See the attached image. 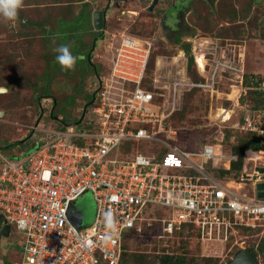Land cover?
I'll list each match as a JSON object with an SVG mask.
<instances>
[{"label":"built area","instance_id":"1","mask_svg":"<svg viewBox=\"0 0 264 264\" xmlns=\"http://www.w3.org/2000/svg\"><path fill=\"white\" fill-rule=\"evenodd\" d=\"M109 36L110 67L94 85L93 122L81 130L40 129L31 152L2 158L0 215L21 237V258L14 264H123V239L140 232L145 220L158 223L160 239L185 229L206 249L224 247L244 231L263 233L264 199L255 189L264 183V148L244 153L236 180L221 181L219 172L237 162L230 145L223 151L234 140L226 141V129L261 138L264 147V110L240 106V88L233 108H221L208 124L216 134L195 150L179 147L177 130L167 125L184 91L213 90L222 72L234 74L241 86L243 69L232 57L220 56L211 60L204 83L189 82L182 66L179 77L154 74L144 86L151 43L127 29ZM253 85L264 91V83ZM87 192L95 201L94 217L77 228L69 215L81 211L75 200ZM71 204L76 210L69 214ZM106 210L118 221L112 240L106 239ZM22 219L27 224L21 229Z\"/></svg>","mask_w":264,"mask_h":264},{"label":"rangeland","instance_id":"2","mask_svg":"<svg viewBox=\"0 0 264 264\" xmlns=\"http://www.w3.org/2000/svg\"><path fill=\"white\" fill-rule=\"evenodd\" d=\"M28 1L24 0L26 4ZM74 1L44 0L47 4L46 17L51 20L67 14L70 9L62 10L67 8L64 3ZM166 1H160L155 14L141 10L148 0L125 8L139 12V15L124 16L116 12L108 22L109 28L104 40L96 41V53L93 51L92 54L96 65L87 59L97 36L92 33L87 51L84 56H78L72 70L61 69L55 61L56 53L53 48L67 44L73 55H76L77 38L86 29L88 20L83 22L80 17L76 22L60 21L57 28H54L52 22L49 23L51 27L44 30L39 27L40 22H35L38 20L34 17L30 20L29 15H33V9L27 11L25 8L19 11V21H0V87L7 88L5 93L0 94V111L3 112L0 116V172L4 168L2 158L12 159L21 153L26 154L38 144L40 129L60 130L64 126H72L75 130H81L88 127V122H93L91 106L87 107L86 112L83 109L93 99L99 72L105 74L110 67V54L105 45L110 33L116 30L127 29L131 35L151 43L149 79L154 74L170 79L179 77L183 66L184 76L189 82L204 83L209 77L211 60L220 56L232 57L237 68L243 69L244 82L241 86L236 84L234 74L222 72L213 90L193 86L183 92L178 110L167 124L177 130V137L173 139L177 140L175 143L179 147L197 149L200 145L197 143L203 137L200 134L209 133L208 124L215 119L219 110L233 108L235 105L230 99L234 90L238 93L243 88L240 91V106L256 104L255 100L248 99L249 91L257 90L254 89L257 85L253 84L264 83V0H215L211 3L193 1L196 11L193 15L194 28L188 40L186 38L177 44H169L165 39L159 38L156 20L161 13L159 9L164 7ZM82 15L85 17L87 14L83 12ZM42 32L45 34L43 39ZM196 52H201L206 57L208 66L205 72H199L196 67ZM190 58L192 63L188 64ZM247 77L252 81L251 84H246ZM260 100L264 101V97ZM15 142L20 143L12 144ZM229 145L227 142L223 147L224 152L229 150ZM139 146L141 150L144 145ZM238 176L232 171L219 178L225 182L227 179L236 180ZM256 190L257 188L255 192ZM75 206L84 213L86 222L93 220L96 205L91 193L79 196L75 200ZM148 221L142 222L140 232L129 234L123 239L125 258L138 253L152 257L156 251H167L175 256H184L185 264H225L240 248L254 250L258 245L264 247V230L259 234L241 232L235 238L232 237L224 247L216 244L206 249L197 242L193 232L185 229L171 238L160 239L158 223L152 221L147 225ZM20 241L21 237L11 236L0 243L2 264H14L21 258ZM256 258L258 264H264V248Z\"/></svg>","mask_w":264,"mask_h":264},{"label":"flooded vegetation","instance_id":"3","mask_svg":"<svg viewBox=\"0 0 264 264\" xmlns=\"http://www.w3.org/2000/svg\"><path fill=\"white\" fill-rule=\"evenodd\" d=\"M142 0H91V2H97L96 3V9L94 10H100L103 11V18L104 22L102 25L103 31L97 32L96 41L98 39L104 40V35L107 32V29L109 28L108 22L114 18L116 15V12H119L121 15H139V12H133L129 9H125L126 7H132L131 5L138 3L140 4ZM161 0H158V3L154 6L153 10L151 12H147V8L150 6L152 0H148L145 7H142L141 10H145L148 14H155L157 12V5L160 3ZM193 1H201V2H214L215 0H167L164 4V7L159 9L161 10L160 15L158 16V19L156 20V26L157 30L160 33L159 38L161 40L165 39V41L169 44H177L181 40L185 41V39L189 37V34L194 28L193 22H195V19L193 15H195L194 9L195 4ZM120 20V19H117ZM186 35V36H185ZM95 47V46H92ZM94 48L90 50V53L88 54L89 61L91 62L92 54H93ZM93 62H91L92 64ZM93 65H96L95 63ZM91 103V102H89ZM88 104V103H87ZM85 105L84 112L87 111L88 105ZM1 216V215H0ZM2 217V216H1ZM3 222L4 219L2 218ZM3 225L0 226V230ZM10 227V233L9 236L4 238L0 237V243L4 242L5 239H9L11 236L16 237L18 233L11 227ZM17 234V235H16Z\"/></svg>","mask_w":264,"mask_h":264},{"label":"trees","instance_id":"4","mask_svg":"<svg viewBox=\"0 0 264 264\" xmlns=\"http://www.w3.org/2000/svg\"><path fill=\"white\" fill-rule=\"evenodd\" d=\"M191 63H192V59L190 58L188 64H191ZM146 73H147L146 74L147 77H146V80L144 82V86H146L148 84V78H149L148 77V75H149V69L148 68H147ZM246 80H247L246 84L251 83V80L249 81L248 77ZM254 84H256V83H254ZM249 93H250L249 97L251 100L250 99H248V100L249 101L255 100L256 104H254V105L251 104V105H246V106L249 109H253V110H259V109L264 110V101L260 100L261 98L264 97V92L260 91V90H250ZM87 105L90 106L91 103H88ZM208 131H209V133L207 132L208 134L205 132L200 134L203 137H201V140L199 142H204V141L208 140L210 137L214 136L216 134L217 128L216 127H210ZM231 136L234 138V140L230 144V150L232 153L237 155V162H234L228 171L219 172V177H221L222 175L231 173L232 171H234L235 175H237L239 173V170H240L242 162H243L244 153L247 150L256 151V150H259L261 148H264L263 145L261 144V138L251 136L249 133H241L236 129H226L225 130L226 141ZM21 142H23V141H21ZM18 143H20V142H15L12 144H18ZM77 143L80 145V144H82V141L77 140ZM244 232H251V233L259 234V232L261 233V229H259V228L258 229H252L250 231H244ZM175 234H180V232H176ZM257 247L258 248L254 249V250L249 249L255 257L264 248L263 246H260V245H258ZM123 249H124V244H123ZM125 255L126 254H125V250H124V253L122 256V263L123 264H185L184 256H181V255L175 256V255L169 254L167 251H165V252L162 251V252H160V254H154L152 257H150L146 254H141V253L133 255L130 258H125ZM3 264H6V263L4 262Z\"/></svg>","mask_w":264,"mask_h":264},{"label":"crops","instance_id":"5","mask_svg":"<svg viewBox=\"0 0 264 264\" xmlns=\"http://www.w3.org/2000/svg\"><path fill=\"white\" fill-rule=\"evenodd\" d=\"M36 1V2H34ZM96 3L97 2H91V0H75L74 2H71V3H64V5L67 7L65 9H62L64 11H67L68 9H70V12H68L67 14H63V15H59L58 17H54L52 18L51 20L48 19V17H46V14H45V11H46V7H47V4L44 2V0H29L26 4V2H23V7L22 9L24 10L25 8L27 9H33V15L30 14V20H32V18L34 17L35 20H38V21H35V22H40L38 24L39 27H42V29H48L50 28V24H52V22L54 23V28H57V26L59 25V22L60 21H64V22H67V21H70V22H76V19L78 18H82V21L83 22H86L85 20H88V23H87V27L86 29L81 32V37L80 38H77V51H76V55L77 56H84L85 52L87 51V43L88 41H90L92 38H91V35L92 33H95L97 34V32L93 29V26H92V18H91V13L93 12L94 9H96ZM26 6V7H25ZM86 6V7H85ZM84 7V9H83ZM74 12H72V10ZM86 13L87 15L84 17L82 15V13ZM43 13V14H42ZM79 20H77L78 22ZM80 33V32H78ZM44 32H42L41 34V38L43 39L45 36H44ZM93 46L96 45V43L92 44ZM94 48V53H96V49L95 47ZM91 62H93L92 64H94L95 62V58H91ZM101 66H100V70H101ZM7 239H5L4 241H6Z\"/></svg>","mask_w":264,"mask_h":264},{"label":"clouds","instance_id":"6","mask_svg":"<svg viewBox=\"0 0 264 264\" xmlns=\"http://www.w3.org/2000/svg\"><path fill=\"white\" fill-rule=\"evenodd\" d=\"M23 2L24 0H0V21L12 22V23L19 21L20 19L19 11L23 7ZM20 22H23V21H20ZM124 44L131 47L133 44V41L131 39H126L124 41ZM53 51L56 53L55 61L61 67L62 70H72L75 67L79 57L76 55H73L72 51L70 50L69 45L60 44L54 47ZM6 91H7L6 88L4 87L0 88V93L6 92ZM64 127H68V126H64ZM19 155H23V153ZM19 155H16L13 158ZM112 199L115 200L116 197L114 196L112 197ZM103 223L106 229V239L108 240L114 239L118 235V229H117L118 221L110 210L104 211ZM26 224H27V221L23 219L19 221V227L21 229L24 228Z\"/></svg>","mask_w":264,"mask_h":264},{"label":"water","instance_id":"7","mask_svg":"<svg viewBox=\"0 0 264 264\" xmlns=\"http://www.w3.org/2000/svg\"><path fill=\"white\" fill-rule=\"evenodd\" d=\"M157 3H158V0H152L150 6L147 8V12H151ZM91 18H92L93 29L96 32L98 31L102 32L103 31L102 25L104 22L103 11L93 10L91 14ZM0 88H3V87H0ZM2 115H3V112L0 111V116ZM62 130L63 128H61V131ZM29 152H31V150ZM257 197L260 199H264V183L258 184ZM71 210H76L72 204L69 205V208H68L69 214ZM69 219L71 223H73L77 228H80L84 224V219H85L84 213L82 211L77 210L75 213L69 215ZM1 225L3 226L0 230V237L6 238L9 236L10 227L5 222H3L2 217L0 216V226ZM225 264H258V263H257V258L252 254V252L248 248H240L233 254V256Z\"/></svg>","mask_w":264,"mask_h":264},{"label":"bare ground","instance_id":"8","mask_svg":"<svg viewBox=\"0 0 264 264\" xmlns=\"http://www.w3.org/2000/svg\"><path fill=\"white\" fill-rule=\"evenodd\" d=\"M198 44V43H197ZM201 45V44H200ZM209 47V46H208ZM180 56H182V54H180ZM175 59V58H174ZM176 60V59H175ZM194 60H195V64L197 66V69L199 72H203V68H204V65H205V59H204V55L199 52V53H195V57H194ZM174 62V61H172ZM171 63V62H170ZM171 65V64H169ZM205 72V71H204ZM231 94V93H230ZM237 96V90H234L232 92V94L230 95V99H233V98H236ZM264 155V154H263Z\"/></svg>","mask_w":264,"mask_h":264}]
</instances>
